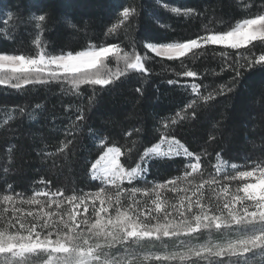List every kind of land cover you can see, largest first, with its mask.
<instances>
[{"label": "snow or ice", "instance_id": "1", "mask_svg": "<svg viewBox=\"0 0 264 264\" xmlns=\"http://www.w3.org/2000/svg\"><path fill=\"white\" fill-rule=\"evenodd\" d=\"M156 2L176 17L193 19L203 15L165 0ZM237 3L244 11L252 7L251 3H241V0ZM8 15L11 20L13 14ZM138 16L137 7L123 6L105 32L106 38L113 39L123 33L126 45L123 41L90 43L82 50L53 54L42 38L50 20L48 13H31L22 22L33 27L34 52H0V86L24 94L28 86L56 85L61 94L76 96L82 95V86H87L92 89L88 97L90 108L98 92L108 90L121 78L137 75L147 80L150 70L146 64L154 58L148 52L184 65L183 58L188 54L194 60L199 59L198 50L206 52V46L212 45L222 46L220 50L213 49L221 58V71L230 69L234 75L227 83L210 90L200 83H185L183 87L190 88L192 98L173 116L156 122L154 132L159 136L158 142L144 147L143 152L138 151L143 128L125 132L127 141L120 146L110 143L109 137L99 130L89 128L88 134L100 153L86 169L90 180L100 182L95 191L73 188L66 195L63 189L51 188L50 180L41 179L39 183L43 187L34 188L31 195H26L15 191L5 180V190L0 194V264H149L152 261L156 264H264V158H246L247 164H239L232 162L231 157L225 159L223 149L209 151L218 139L220 121L213 123L199 151L191 149L176 135L177 128L198 119V111L210 107L217 97L234 93L247 71L264 69V51L259 55L254 51V42L264 45V4L249 17L236 20L227 30L218 31L204 25V34L195 38L144 42L147 52L143 54L138 51L133 35ZM68 24L76 27L71 21ZM229 49L235 51L229 52ZM174 74L199 76L191 69L174 71ZM167 83L173 85L180 81L169 79ZM135 91L143 95V86ZM27 109L28 105L11 111L0 108L7 117L0 121V129L16 118V112L35 120L43 105L37 103L31 111ZM77 111L79 114L74 120L69 118L70 123L63 129L65 139L55 152L46 151L47 145L40 150L45 159L62 157L61 168L71 166L70 153L75 147L76 133L86 120L84 108ZM14 148L8 149L9 163ZM134 153L139 158L133 162ZM177 158L183 164L180 175L163 181L148 179L153 163H174ZM9 171L5 166L3 175L6 177ZM167 193L173 195L170 197ZM170 244L172 250H169ZM158 246L163 250H146Z\"/></svg>", "mask_w": 264, "mask_h": 264}, {"label": "trees", "instance_id": "2", "mask_svg": "<svg viewBox=\"0 0 264 264\" xmlns=\"http://www.w3.org/2000/svg\"><path fill=\"white\" fill-rule=\"evenodd\" d=\"M165 2L182 9H195L203 15L193 19L176 17L165 10L162 4L158 5L156 0H0V52L33 53V27L22 21H26L31 13L38 14L41 11L48 13L50 17L42 38L47 42L48 51L58 54L61 51L85 49L90 43L99 45L123 41L126 45L123 33L118 39H113L106 38L105 32L123 6L133 5L139 9L133 35L138 42V51L143 54L147 52L143 48L144 42L195 38L204 34V25L218 31L227 30L236 20L256 13L264 4V0H241V3L252 4V7L244 11L238 6L237 0ZM9 12L13 14L11 20ZM68 21L76 27H70ZM254 44L257 55L264 51V45L260 42ZM206 47V52L198 50L199 59L194 60L191 53L183 58L184 65L178 60L170 61L148 52V56L154 58L146 64L150 70L147 80L137 75L121 78L108 90L98 92L95 103L90 108L88 97L92 95V89L87 86H82L80 96L61 94L56 85L35 88L28 86V91L24 94L0 86V108L7 107L11 111L17 106L28 105L27 111H31L35 104L43 105L35 120H29L27 115L21 116L16 112V118L7 127L0 129V194L5 190V180L15 191L26 195L32 193L34 188L43 187L39 183L41 179L50 180L51 188L63 189L66 195L71 194L73 188L83 192L95 191L99 182L90 180L86 169L100 153L96 142L89 136L88 129L99 130L102 135L109 137L110 143L115 142L120 146L127 141L125 132L137 127L143 128L145 131L140 136L139 152L158 142L159 136L154 132L156 122L173 116L192 98L190 88L185 90L183 87L185 83H200L210 90L227 83L234 75L230 69L221 71V58L214 54L213 49L220 50L222 47ZM186 69L197 71L199 76L190 78L174 74V71ZM169 79L180 83L169 85ZM141 86L143 95L135 91ZM80 107L84 108L86 120L81 131L76 133L75 147L70 153L71 166L61 168L64 163L62 157L45 159L40 150L47 145L46 151L55 152L60 141L65 139L63 129L70 123L69 118L74 120ZM197 115L198 119L185 123L176 130L177 138L191 149L199 151L207 140L213 123L220 121L218 139L209 147V151L214 153L223 149L225 159L231 157L232 162L239 164H247L248 159L264 158V69L247 71L234 93L217 97L210 107L198 111ZM53 117L56 119L53 120ZM6 118L5 113L0 112V121ZM11 146L15 148L9 163L8 149ZM138 158V154L134 153L132 161ZM121 160H125V157H121ZM180 160L181 158H177L176 162L167 164L153 163L148 179L163 181L180 175L183 168ZM5 166L10 168L6 177L3 175ZM146 250L161 251L163 247Z\"/></svg>", "mask_w": 264, "mask_h": 264}, {"label": "rangeland", "instance_id": "3", "mask_svg": "<svg viewBox=\"0 0 264 264\" xmlns=\"http://www.w3.org/2000/svg\"><path fill=\"white\" fill-rule=\"evenodd\" d=\"M216 46H218V45H216ZM222 47V46H221ZM152 54H154V53H152ZM155 55V54H154ZM158 57H160V56H158ZM160 58H166V57H160ZM96 182H99V181H96ZM100 183V182H99ZM235 186V185H234ZM32 193H30V194H28V195H31ZM168 194V196H172L173 194L172 193H167ZM25 209H27L28 208V206L27 205H24L23 206ZM9 214H11V213H9ZM169 250H172V248H171V244L169 245ZM258 264H259V262H258Z\"/></svg>", "mask_w": 264, "mask_h": 264}]
</instances>
